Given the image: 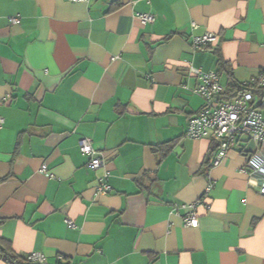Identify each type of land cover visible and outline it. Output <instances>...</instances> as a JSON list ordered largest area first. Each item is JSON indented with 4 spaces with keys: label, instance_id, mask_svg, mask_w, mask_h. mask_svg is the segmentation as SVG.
I'll use <instances>...</instances> for the list:
<instances>
[{
    "label": "crops",
    "instance_id": "crops-1",
    "mask_svg": "<svg viewBox=\"0 0 264 264\" xmlns=\"http://www.w3.org/2000/svg\"><path fill=\"white\" fill-rule=\"evenodd\" d=\"M192 68L225 90L264 73V0H0V237L39 264H264L258 146L212 165L217 143L186 135L205 104Z\"/></svg>",
    "mask_w": 264,
    "mask_h": 264
},
{
    "label": "built area",
    "instance_id": "built-area-1",
    "mask_svg": "<svg viewBox=\"0 0 264 264\" xmlns=\"http://www.w3.org/2000/svg\"><path fill=\"white\" fill-rule=\"evenodd\" d=\"M76 1V0H73ZM143 23L152 22L154 15L151 13L139 14ZM13 23H18L19 18H12ZM218 34L206 32L194 38V48L207 46L218 41ZM199 78L197 92L203 97L204 106L189 120L186 135L190 138L210 136L217 143V150L212 159V165H218L226 156L229 148L244 139L255 141L258 148L249 156L247 163L252 171L260 176V192L264 194V116L257 107L256 89L264 86V73L252 77L241 84L247 88L243 93L232 100L223 97L224 85L219 81L216 72H203L192 68ZM2 119H0V125ZM80 150L89 155V166L93 170L104 166V155L96 150L88 138L80 140ZM41 171L50 174L46 164ZM109 171L105 170L99 178L98 191L108 192L112 189L108 182ZM187 206L194 207L195 204ZM186 224L193 227L199 225V217L196 213H190L185 218ZM28 259L33 264L44 262V255L40 252H32Z\"/></svg>",
    "mask_w": 264,
    "mask_h": 264
},
{
    "label": "trees",
    "instance_id": "trees-1",
    "mask_svg": "<svg viewBox=\"0 0 264 264\" xmlns=\"http://www.w3.org/2000/svg\"><path fill=\"white\" fill-rule=\"evenodd\" d=\"M247 90L242 84L237 82H230L229 87L225 90L223 97L227 100L234 99L237 95L243 93ZM256 93H262V88L259 87L256 90ZM171 149L170 143H164L158 145L157 150L159 153H167ZM214 148H212V152ZM211 152V153H212ZM5 219H0V224L3 223ZM0 257L3 258L8 264H33L27 256L18 253L10 241L0 237ZM57 264H69L63 261V258H60Z\"/></svg>",
    "mask_w": 264,
    "mask_h": 264
}]
</instances>
